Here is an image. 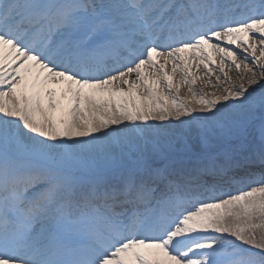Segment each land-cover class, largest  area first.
Returning a JSON list of instances; mask_svg holds the SVG:
<instances>
[{
  "label": "snow or ice",
  "instance_id": "6c2138e0",
  "mask_svg": "<svg viewBox=\"0 0 264 264\" xmlns=\"http://www.w3.org/2000/svg\"><path fill=\"white\" fill-rule=\"evenodd\" d=\"M0 264H264V0H0Z\"/></svg>",
  "mask_w": 264,
  "mask_h": 264
},
{
  "label": "bare ground",
  "instance_id": "6f19581e",
  "mask_svg": "<svg viewBox=\"0 0 264 264\" xmlns=\"http://www.w3.org/2000/svg\"><path fill=\"white\" fill-rule=\"evenodd\" d=\"M200 73L203 74V72L205 71L202 67L200 68Z\"/></svg>",
  "mask_w": 264,
  "mask_h": 264
}]
</instances>
